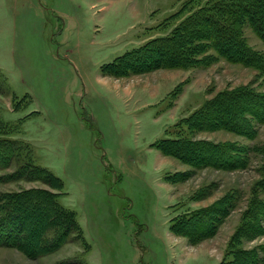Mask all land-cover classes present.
I'll list each match as a JSON object with an SVG mask.
<instances>
[{
	"label": "rangeland",
	"instance_id": "rangeland-1",
	"mask_svg": "<svg viewBox=\"0 0 264 264\" xmlns=\"http://www.w3.org/2000/svg\"><path fill=\"white\" fill-rule=\"evenodd\" d=\"M188 1L0 0V153L6 156L8 144L14 149L0 165V199L49 192L73 212L82 233L36 257L0 247V264L231 260L229 244L242 215L264 203V123L251 122L244 136L191 134L182 122L222 91L249 87L264 94V76L222 58L189 69L155 67L154 59L136 70L107 65L169 34L190 11L168 18ZM206 1L194 0L192 8ZM243 34L264 54L249 28ZM165 138L228 145L243 165L212 167L164 156L154 145ZM40 170L60 184L46 182ZM219 200L231 209L210 237L191 244L169 232L171 220ZM262 247L264 230L238 246L260 259Z\"/></svg>",
	"mask_w": 264,
	"mask_h": 264
},
{
	"label": "trees",
	"instance_id": "trees-1",
	"mask_svg": "<svg viewBox=\"0 0 264 264\" xmlns=\"http://www.w3.org/2000/svg\"><path fill=\"white\" fill-rule=\"evenodd\" d=\"M193 2L189 0L168 18L167 21H173L190 11L169 34L117 57L107 64L109 68L136 70L154 59L155 67L189 69L209 66L222 58L256 69L264 76V54L252 49L243 34V29L247 27L264 44V0H208L196 9L192 8ZM209 51H213L214 55L208 54ZM173 93L177 94V91L173 90ZM251 122L264 123V94L243 87L216 94L182 124L191 134L226 130L245 136L251 128ZM154 146L164 156L191 164L204 161L207 166L223 168L243 165L237 151L225 144L165 138ZM5 148L6 156L0 153V165L9 163L14 155L12 144ZM19 171L21 175L26 173L25 167ZM37 172L45 173L43 170ZM45 175L46 182L53 180L57 185L60 184V180L52 175ZM256 205L258 208L251 210ZM260 207L263 209L261 213L258 211ZM230 209L227 202L219 200L195 215L171 220L169 232L196 244L215 233L217 225L228 216ZM261 222H264V203L252 204L242 215L240 225L230 240L228 255L231 260L220 264H257L264 261V247L260 250L261 259L255 250L238 248L243 241L258 236L264 230ZM80 234L81 228L73 212L58 206L55 196L49 192L20 191L5 194L0 199V247L16 248L28 256L36 257L56 251L70 237L79 240Z\"/></svg>",
	"mask_w": 264,
	"mask_h": 264
}]
</instances>
